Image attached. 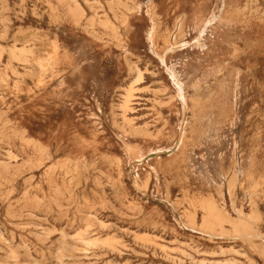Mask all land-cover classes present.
I'll return each instance as SVG.
<instances>
[{
	"label": "rangeland",
	"instance_id": "obj_1",
	"mask_svg": "<svg viewBox=\"0 0 264 264\" xmlns=\"http://www.w3.org/2000/svg\"><path fill=\"white\" fill-rule=\"evenodd\" d=\"M75 2L0 0V264H264V0Z\"/></svg>",
	"mask_w": 264,
	"mask_h": 264
},
{
	"label": "bare ground",
	"instance_id": "obj_2",
	"mask_svg": "<svg viewBox=\"0 0 264 264\" xmlns=\"http://www.w3.org/2000/svg\"><path fill=\"white\" fill-rule=\"evenodd\" d=\"M73 1V3H74V5H76V6H78L77 4H76V2H75V0H72ZM213 15V14H212ZM150 36V35H149ZM131 64V63H130ZM134 73L137 75V77L138 78H140V76H141V73H140V69H138L137 67H135L134 68ZM172 73V72H171ZM174 74V72L170 75V76H172ZM175 75H173L172 77H174ZM174 79V78H173ZM172 79V80H173ZM129 97H131V95L130 94H127L124 98H123V100H122V105H121V107L122 108H124V109H126V108H128L129 107V104H130V100H129ZM155 121V120H154ZM181 126V125H180ZM132 127V126H131ZM144 130H145V128H144ZM119 139V138H118ZM181 140V139H180ZM236 146V145H235ZM127 149V148H126ZM125 152V151H124ZM131 152V151H130ZM129 153V152H128ZM133 153H131V155H132ZM138 157H140L141 158V156H138ZM240 209V208H239ZM241 211V210H240ZM235 212V211H234ZM239 212V211H238ZM237 212V213H238ZM80 213V212H79ZM84 215H85V213H83ZM239 214H240V212H239ZM91 216V215H90ZM249 216V215H248ZM96 218V217H95ZM83 218H81V220H82ZM248 219V218H247ZM239 220V219H238ZM250 220V219H249ZM99 221V220H98ZM101 221V220H100ZM24 227V226H23ZM238 227V226H237ZM243 227V226H242ZM115 228V227H114ZM246 228V230L247 229H250V228H252L251 226H250V228H247V227H245ZM122 229V228H121ZM127 229V228H126ZM240 229V228H239ZM243 229V228H242ZM246 230H244V231H246ZM253 230V229H252ZM61 231V230H60ZM243 231V230H242ZM250 231H251V229H250ZM249 233V232H248ZM253 233V232H252ZM48 234V233H47ZM239 234H241V233H239ZM250 234V233H249ZM39 236V235H38ZM61 241V240H60ZM59 241V242H60ZM177 242H178V240H177ZM64 243V242H63ZM63 243H62V245H63ZM89 243L91 244V242L89 241ZM129 244V243H128ZM137 245V244H136ZM67 246V245H66ZM88 246V245H87ZM221 248V247H220ZM63 249V248H62ZM88 252V251H87ZM134 252V251H133ZM237 252V251H236ZM239 254V253H238ZM242 254V253H241ZM180 259V258H179ZM230 263H232V262H230ZM233 264V263H232Z\"/></svg>",
	"mask_w": 264,
	"mask_h": 264
}]
</instances>
